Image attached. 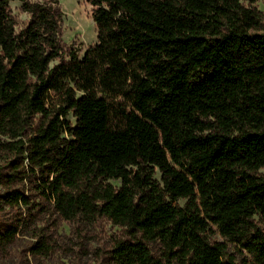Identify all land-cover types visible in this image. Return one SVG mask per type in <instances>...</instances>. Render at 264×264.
Here are the masks:
<instances>
[{
	"label": "trees",
	"instance_id": "obj_1",
	"mask_svg": "<svg viewBox=\"0 0 264 264\" xmlns=\"http://www.w3.org/2000/svg\"><path fill=\"white\" fill-rule=\"evenodd\" d=\"M257 1L86 0L96 41L80 51L61 40L57 0H0L8 165L38 176L62 221L103 218L121 229L111 264H264ZM11 2L27 16L21 26ZM0 204L32 206L14 190ZM35 238L30 253L46 256L48 242ZM226 243L244 253L239 262Z\"/></svg>",
	"mask_w": 264,
	"mask_h": 264
},
{
	"label": "rangeland",
	"instance_id": "obj_2",
	"mask_svg": "<svg viewBox=\"0 0 264 264\" xmlns=\"http://www.w3.org/2000/svg\"><path fill=\"white\" fill-rule=\"evenodd\" d=\"M57 1L62 12V42L80 51L93 45L96 28L91 17V6L86 0ZM10 7L18 25L24 24L27 16L19 11V3L11 2ZM252 7L261 17L256 32L264 33V2L259 0ZM7 141L5 137H0V195L9 190L23 193L32 206L25 211L21 206L0 204V238L6 231L18 226L16 236L3 247L0 246V264H111L108 258L110 251L119 240L124 239V232L103 218H78L71 223L59 219L35 188L38 176L29 174L23 179L26 172L20 170L14 173V169L20 168L18 160L12 167L8 165L13 154L2 145ZM259 176L264 179V170L259 171ZM108 183L119 186L118 181L109 180ZM178 204L182 206L184 203L181 201ZM259 229L263 231L261 225ZM35 235L44 237L43 240L48 242L49 252L46 256L30 253V249L38 243ZM210 235L211 240L224 242L218 234ZM226 245L228 253L239 262L244 253L233 244ZM147 247L155 259H164L159 243H150Z\"/></svg>",
	"mask_w": 264,
	"mask_h": 264
}]
</instances>
